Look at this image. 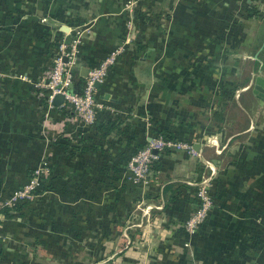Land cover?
Instances as JSON below:
<instances>
[{"label": "crops", "instance_id": "1", "mask_svg": "<svg viewBox=\"0 0 264 264\" xmlns=\"http://www.w3.org/2000/svg\"><path fill=\"white\" fill-rule=\"evenodd\" d=\"M74 24V90L84 68L122 48L94 85L103 108L90 123L64 99L48 108L35 85L51 39ZM255 77L264 79V0H0V208L11 215L0 216V264H264ZM42 114L54 139L40 133ZM108 121L113 129L99 126ZM153 129L189 140L198 156L162 153L133 184L127 162ZM42 158L55 160V189L5 204ZM207 175L213 204L184 237L179 217Z\"/></svg>", "mask_w": 264, "mask_h": 264}, {"label": "built area", "instance_id": "2", "mask_svg": "<svg viewBox=\"0 0 264 264\" xmlns=\"http://www.w3.org/2000/svg\"><path fill=\"white\" fill-rule=\"evenodd\" d=\"M66 35L67 32H63V35L57 40V44L52 50L51 61L44 75L35 85L36 87L45 88L48 101H51L55 94H61L64 101L70 104L72 110L80 115L85 122L90 123L95 117V112L103 108L102 104L95 98L94 83L101 81L106 66L122 51V48L120 46L114 48L100 62L99 66L87 72L80 89L74 90V77L71 69L75 63L80 38L75 36L67 41ZM212 143L216 142L213 141ZM177 150L185 152L188 156H198L197 150L189 141L164 138L161 135L151 137L127 162L128 178L131 183H146L152 161L159 159L165 151ZM205 167L211 170L209 163H206ZM39 172L40 168L34 169L27 180L10 193L4 203L12 204L17 201L31 199L40 182ZM207 176H204L202 181L196 185V205L182 223L187 238L195 234L199 224L205 219L212 206V198L208 191L210 176L208 178ZM148 209L149 206H145L142 208V212L147 215Z\"/></svg>", "mask_w": 264, "mask_h": 264}, {"label": "rangeland", "instance_id": "3", "mask_svg": "<svg viewBox=\"0 0 264 264\" xmlns=\"http://www.w3.org/2000/svg\"><path fill=\"white\" fill-rule=\"evenodd\" d=\"M39 22L46 24L47 20H46L45 17H42V18H40ZM79 26H80V24L78 25V27ZM78 27L76 25H73V26H68L67 25V27H66L67 28L66 32H67V35H68V37L66 35L67 41L72 39L75 36L80 37V29L81 28L80 27L78 28ZM71 31H72V33H71V35H69L68 33L71 32ZM51 40H52L51 42L55 41L56 40V36L53 37ZM38 88H40V87H38ZM39 91H42V92L44 91L45 92L46 101H45L44 104H46L48 108H52L53 104H51V101H48L47 92L45 91V88H42V90H39ZM40 110H42V109H40ZM38 114L40 115V112ZM36 120L39 121V116H37ZM45 120H46V114H42L40 116L39 128L41 129L40 133H41L42 137L45 139V141H47V140H50L51 138L54 139L55 135H54V133L53 134H48L47 132H45L44 128L40 124V123L44 122ZM37 136L39 137V135H37ZM36 168H40L39 179H40V182L42 180V183L39 182L38 187L41 184L42 188L39 191H37V192L34 191V194H33L32 198L31 199H27L26 202L33 201L34 198L39 196L42 192L46 191V189H48V190L55 189V178H56V175H55L56 174L55 160H44L42 158V160H39L38 162L35 163L34 167L31 170V173ZM31 173L29 175H31Z\"/></svg>", "mask_w": 264, "mask_h": 264}, {"label": "trees", "instance_id": "4", "mask_svg": "<svg viewBox=\"0 0 264 264\" xmlns=\"http://www.w3.org/2000/svg\"><path fill=\"white\" fill-rule=\"evenodd\" d=\"M75 25V24H74ZM71 33H72V31L71 32H69L68 34L69 35H71ZM63 35V32L61 31L60 33H57V35H56V40L55 41H53V42H50V44H52V46H51V49L53 50V48L56 46V44H57V40L61 37ZM67 37H68V35H67ZM52 54V53H51ZM52 58V57H51ZM50 61H51V59H50ZM96 115V114H95ZM100 127H102L104 130H106V131H109V130H111V129H113L114 128V124L112 123V121H111V123H109V121L108 122H106V123H101L100 125H99ZM156 135H161L162 137H164V138H171V139H179V138H176V136H174L173 134H171L170 132H168V131H165V130H161V129H153L152 130V132H151V137H153V136H156ZM179 140H183V139H179ZM185 141H189V140H185ZM190 142V141H189ZM146 143V142H145ZM145 143H143V144H141L140 146H139V148H137V149H135L134 150V152L133 153H135L138 149H140V148H142L144 145H145ZM168 151H165L164 153H167ZM162 155V154H161ZM160 155V156H161ZM158 159L157 160H154V161H152V163L150 164V168H156L157 166H158ZM32 168L33 167H31V168H28L27 169V171H26V175H25V178H24V180L22 181V182H20L19 184H17L16 186H14L12 189H10L9 190V192H8V194L6 195V197H8L9 195H10V193L15 189V188H18L19 186H21L26 180H27V178L30 176L29 174L31 173V170H32ZM215 180L213 179L212 181H211V186L209 187V189H208V191H209V193H210V195H211V198H212V204H213V198L215 197V191H216V184H214V186H213V182H214ZM40 183H42V180H41V182ZM42 188V185L40 184L39 185V187H37L36 189H35V192H37V191H39L40 189ZM192 195H193V199L191 200V202H193V205L192 206H194L195 207V205H196V198H195V192H196V186H193L192 187ZM169 200H170V198H169ZM173 199H171L168 203H167V205L165 204V206H171V202L173 203ZM26 202V200H21V201H17V202H15L14 204H24ZM194 207H192V208H194ZM9 211V209L7 208V207H2V208H0V216L1 217H3V218H9L11 215H10V213L8 212ZM189 213H187L185 216H183V217H179V219H180V222H181V224L183 223V221L185 220V218L187 217V215H188ZM182 229V234L184 235V237L186 236L185 235V232H184V230H183V227L181 228ZM196 233V232H195Z\"/></svg>", "mask_w": 264, "mask_h": 264}, {"label": "water", "instance_id": "5", "mask_svg": "<svg viewBox=\"0 0 264 264\" xmlns=\"http://www.w3.org/2000/svg\"><path fill=\"white\" fill-rule=\"evenodd\" d=\"M64 28H66L65 26H63ZM67 29V28H66ZM84 70L86 72H84L82 75L85 77L86 73H87V69L84 68ZM73 72V71H72ZM260 84L262 87L258 86L257 84ZM95 86H97V82L94 83ZM253 92L256 93V95L260 98H264V79L261 77H255L254 78V86H253ZM63 99L61 94H55L52 99H51V104L56 105L59 104L60 101ZM151 137H149L148 139H150Z\"/></svg>", "mask_w": 264, "mask_h": 264}]
</instances>
